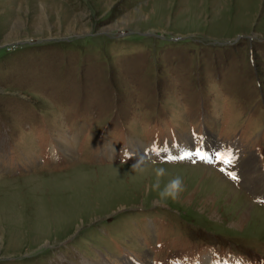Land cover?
<instances>
[{
  "label": "rangeland",
  "instance_id": "rangeland-1",
  "mask_svg": "<svg viewBox=\"0 0 264 264\" xmlns=\"http://www.w3.org/2000/svg\"><path fill=\"white\" fill-rule=\"evenodd\" d=\"M252 151L264 0H0V264H264Z\"/></svg>",
  "mask_w": 264,
  "mask_h": 264
},
{
  "label": "bare ground",
  "instance_id": "bare-ground-1",
  "mask_svg": "<svg viewBox=\"0 0 264 264\" xmlns=\"http://www.w3.org/2000/svg\"><path fill=\"white\" fill-rule=\"evenodd\" d=\"M207 119L209 120V117H207ZM58 138L61 140V142L65 146H68V138L66 135L60 134L58 136ZM182 141H180L182 144H181V148L179 149L178 152H176L175 150H172V152H170L173 156H184L185 154H189V155L192 154V151L194 153L197 152L196 149L192 150L190 148V145H191V139L190 138H188V137L184 138V139H182ZM217 149L219 150V155H223L226 153H228L230 156H233V157H235L237 155V151L235 149H226V148H224L223 145H218ZM133 151L135 153H138L140 151L143 152V149L140 147L139 143H133ZM182 152H184V155H182ZM253 152L254 151H252V153H250V155L247 158H245V160H244L245 168H243L239 172V175L241 176L243 184H247L250 187L251 192L256 197L264 198V173H262L261 170L259 169V167L257 166V162H258V160H260L261 157H260L259 152L258 153L255 152L258 155V160H257V158ZM230 186H232V185H230ZM120 208H122V207H120ZM44 220L46 221V218Z\"/></svg>",
  "mask_w": 264,
  "mask_h": 264
},
{
  "label": "clouds",
  "instance_id": "clouds-1",
  "mask_svg": "<svg viewBox=\"0 0 264 264\" xmlns=\"http://www.w3.org/2000/svg\"><path fill=\"white\" fill-rule=\"evenodd\" d=\"M164 172L163 169L158 170V175H162ZM183 191V182L180 177L172 179L165 189L160 193L162 198L171 197L172 199L178 198L180 192Z\"/></svg>",
  "mask_w": 264,
  "mask_h": 264
},
{
  "label": "snow or ice",
  "instance_id": "snow-or-ice-1",
  "mask_svg": "<svg viewBox=\"0 0 264 264\" xmlns=\"http://www.w3.org/2000/svg\"><path fill=\"white\" fill-rule=\"evenodd\" d=\"M185 158H191V156L189 154H185L184 156H180V157H174V156H170L169 159L175 160V159H185ZM201 159H208L210 160V157H205V156H201ZM230 162V161H229ZM233 178L235 179L236 177L233 176Z\"/></svg>",
  "mask_w": 264,
  "mask_h": 264
},
{
  "label": "trees",
  "instance_id": "trees-1",
  "mask_svg": "<svg viewBox=\"0 0 264 264\" xmlns=\"http://www.w3.org/2000/svg\"><path fill=\"white\" fill-rule=\"evenodd\" d=\"M122 163V162H121ZM132 163H135V162H132ZM122 164H128V162H124V163H122Z\"/></svg>",
  "mask_w": 264,
  "mask_h": 264
}]
</instances>
